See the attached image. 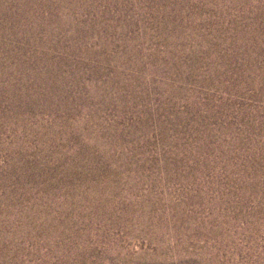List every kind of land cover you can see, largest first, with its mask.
Returning <instances> with one entry per match:
<instances>
[{
	"label": "rangeland",
	"instance_id": "obj_1",
	"mask_svg": "<svg viewBox=\"0 0 264 264\" xmlns=\"http://www.w3.org/2000/svg\"><path fill=\"white\" fill-rule=\"evenodd\" d=\"M0 264H264V0H0Z\"/></svg>",
	"mask_w": 264,
	"mask_h": 264
}]
</instances>
